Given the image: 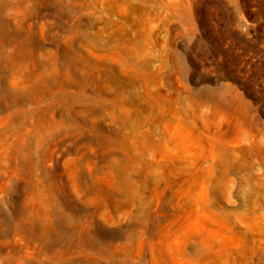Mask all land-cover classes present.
Returning <instances> with one entry per match:
<instances>
[{"label":"rangeland","instance_id":"rangeland-1","mask_svg":"<svg viewBox=\"0 0 264 264\" xmlns=\"http://www.w3.org/2000/svg\"><path fill=\"white\" fill-rule=\"evenodd\" d=\"M10 1L47 65L77 50L89 95L112 66L137 97L116 108L131 126L104 110L71 130L31 92L38 69L5 73L24 95L0 91V264H264V0Z\"/></svg>","mask_w":264,"mask_h":264},{"label":"bare ground","instance_id":"bare-ground-1","mask_svg":"<svg viewBox=\"0 0 264 264\" xmlns=\"http://www.w3.org/2000/svg\"><path fill=\"white\" fill-rule=\"evenodd\" d=\"M19 2L14 3L10 0H0V47H8L16 43L15 53L17 54L16 58L7 60L2 57L9 56L8 50H0V74L2 75H0V83L5 73L11 68L20 71L21 75H30L28 70L33 66L38 69L39 72L36 73L34 84H32L33 82L31 83V92L36 94V100L38 101L42 100L44 97H48L49 102L46 103L44 111L47 112L51 110L55 112L57 109H60L61 120L63 122H68L71 130H77L81 125H88V114L98 115L104 110H107L113 119H118L123 127L131 126L135 121L132 117H122L119 113L117 114L118 107L129 106L136 101L137 95H130V90L127 88V86L133 85L131 79L126 80L124 77H120L119 74L116 73L115 67L104 66V71H107L109 75L103 80L110 83V86L114 89L111 90V92L105 88L94 90V94L89 95L87 89L90 88V82L94 80L93 73L87 70L86 74L80 75V72L77 73L73 71L75 69H73L75 64L82 66V63L78 61L82 58L81 53L77 50H69L64 53L62 59L53 58V63H49V65L42 61L38 54L45 50L44 43L38 41L35 35L31 34L32 32L25 29V26L31 27V25H33L29 20L32 19L34 15V9L33 7L25 8ZM8 9L22 10L24 15L20 18H17V15H7L6 11L8 12ZM113 39L117 44L112 48H114L121 57L128 59L127 62L131 63L132 59L135 57L133 52H135L134 49L136 47H129L123 44L121 36L117 38L114 37ZM60 60L62 61L60 62ZM50 65H63L67 71L73 72V84H75L80 91L77 90V92H74L69 90L70 84L62 76L53 74L45 75V71L43 70L50 68ZM3 68H6L7 71H4ZM62 69L63 68H61V70ZM0 91H4V94L8 93L7 97L13 98L16 104H19L22 100L21 96L23 93L19 94L17 91L8 92L1 86ZM161 96L164 97L165 95L161 94ZM175 102L177 105H181L178 95L175 97ZM93 107H98V109L96 111L95 109L92 110ZM109 138L104 132L101 133L98 144H104V142L108 145L112 144L113 140H108ZM89 142H92V140L89 139Z\"/></svg>","mask_w":264,"mask_h":264}]
</instances>
